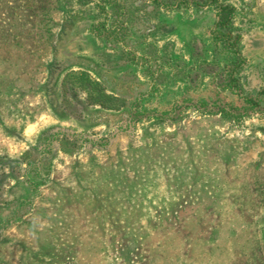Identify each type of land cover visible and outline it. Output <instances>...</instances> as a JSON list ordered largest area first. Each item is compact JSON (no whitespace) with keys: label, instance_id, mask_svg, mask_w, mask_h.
<instances>
[{"label":"rangeland","instance_id":"1","mask_svg":"<svg viewBox=\"0 0 264 264\" xmlns=\"http://www.w3.org/2000/svg\"><path fill=\"white\" fill-rule=\"evenodd\" d=\"M221 1L233 75L215 5L0 0V264H264V0Z\"/></svg>","mask_w":264,"mask_h":264},{"label":"trees","instance_id":"2","mask_svg":"<svg viewBox=\"0 0 264 264\" xmlns=\"http://www.w3.org/2000/svg\"><path fill=\"white\" fill-rule=\"evenodd\" d=\"M157 3L171 6H189L204 7L215 5L218 8V19L215 23L214 35L221 40L224 45L232 49L237 54V60L234 62L231 70L232 75L235 74L243 65V57L240 54L241 35L233 31V18L235 15V6L229 3H224L221 0H153ZM234 78L233 80H235ZM91 86V85H90ZM87 101L90 104H98L105 108H119L125 105V100L118 96H113L108 93L89 92Z\"/></svg>","mask_w":264,"mask_h":264}]
</instances>
